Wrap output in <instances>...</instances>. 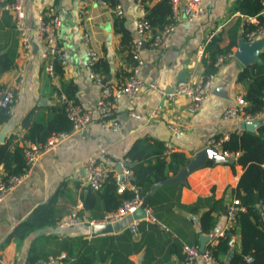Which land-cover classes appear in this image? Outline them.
<instances>
[{
  "label": "crops",
  "instance_id": "0c3cea01",
  "mask_svg": "<svg viewBox=\"0 0 264 264\" xmlns=\"http://www.w3.org/2000/svg\"><path fill=\"white\" fill-rule=\"evenodd\" d=\"M159 1L118 0L116 5H120L123 11L121 18L112 13L111 7L98 5L97 0L55 1L61 17L60 46L66 54V67L59 72L54 71L53 78L44 69L40 57L42 46L34 32L37 17L47 6V0H24L23 10L30 29L31 43V51L26 56L22 55L12 14L0 6V96L4 91L15 88L19 69L24 75L21 90L15 94L11 118L7 123L0 124V145L10 139L9 150L14 146L23 147V119L32 110L42 109L46 113L52 107L61 105L59 92L66 93L68 86L74 89L70 91L74 92L71 99L83 109L92 111L89 132L73 137L56 150L45 154L23 183L0 203V260L4 264H27L29 252L40 255L37 264L48 255H64L68 264H71L82 254L97 256L96 251L101 250V239L110 236L114 237L111 248L115 249L116 254L107 255L106 263L97 264H183L182 252L176 251L174 245L199 247L201 236L208 237L206 245H216L223 236L226 220L224 210L208 235L199 233V218L213 201L222 200L227 205L234 198L232 189L236 187L242 174L241 166L236 165L233 172L228 165L235 159L234 156L227 158V163L211 161L212 164L207 165L209 160L206 165L181 178L177 176L178 171L166 179L171 182L164 186L177 187L171 193H162L157 198V208L165 206L158 213L161 218L157 221L165 225L168 232L145 218L139 221L137 233L133 234L129 230L133 221L131 215L113 223L111 233L96 237L90 236L88 223H79L65 229L56 227L58 220L75 210L87 221L100 220L107 213L102 201L97 196L94 197L95 194L88 188L83 171L84 160L99 150L107 152L112 166L119 160H128L127 154L131 151H136L141 163H154L157 156L151 152L156 146L163 148L162 156L166 160L171 153H181L189 162L196 153L207 148L209 140H227L234 132H254L264 122V112L258 126L244 125L241 128L240 124L221 121L225 106L236 97H243L245 92L246 84L237 81V76L245 65L235 55L240 38L243 37L244 24L255 25L258 20L245 18L235 11L238 0H202L205 16L192 22H177L165 51L155 53L149 49L148 42L142 43V65L138 70V76L143 81L171 91L181 77L189 83L204 78L211 52L224 51L234 39L235 46L230 48L227 53L229 57L215 75L212 93L201 110L189 115L186 111V98L178 97L174 101H167L148 89H142L134 100L128 97L118 100L116 119L120 127L117 132L110 133L98 126L94 106L100 86L88 79L85 70V49L76 26L79 3H86L84 24L98 55L95 70L101 75L103 84H112L124 82L132 73L134 61L128 52V45L134 32V24L138 19L145 18V7L151 9ZM261 17L264 19V10ZM234 27H237L235 32ZM156 31L158 30L153 29L151 34ZM257 40L259 39L254 41ZM202 43L205 44L200 55ZM263 49L264 46L261 50ZM250 59L251 63L247 65L257 61L253 56ZM156 108L158 116L150 120L131 119L128 116L133 110L149 113ZM169 124L177 126L179 132L172 133ZM218 156H221L219 152ZM131 165L128 162V166ZM2 167L0 164V181L5 179ZM162 196L171 201V206L164 204ZM201 199L210 202L199 203L203 205H198L199 210L197 207L198 211L194 214L183 208L192 207ZM49 201H53L51 225L30 230L23 238L13 235L35 209ZM150 210L152 216V209ZM235 245L238 247L237 243ZM94 247L96 251L93 250ZM107 248L109 247L102 250V256ZM221 260L225 262L226 258ZM197 264L210 262L198 258Z\"/></svg>",
  "mask_w": 264,
  "mask_h": 264
},
{
  "label": "built area",
  "instance_id": "2783aa9c",
  "mask_svg": "<svg viewBox=\"0 0 264 264\" xmlns=\"http://www.w3.org/2000/svg\"><path fill=\"white\" fill-rule=\"evenodd\" d=\"M48 4L37 17L36 25L34 26L35 36L42 46L41 60L44 64L46 73L54 77V64L58 63L60 69L66 67V54L60 46L61 33V17L56 9L55 0H47ZM24 0H14L12 4L5 5L0 0L2 9L10 12L13 18V25L18 35L21 45L22 55L26 56L31 51V43L29 39V26L26 23V17L23 10ZM97 4L106 7L104 1L97 0ZM171 10V23L158 30L155 34H151L152 27L149 21L145 18L138 19L134 24V32L130 38L128 52L134 61L132 73L122 83L103 84L101 75L98 74L94 66L98 60V55L92 47L90 35L84 24L86 15V3L80 2L76 11V26L79 29L82 43L85 49L86 65L85 70L90 81L100 86L98 97L94 106V112L97 115L98 126L107 132L115 133L119 130V123L116 119L117 102L121 97H128L134 100L142 89L152 91L158 97L174 101L178 97L187 99L188 104L186 111L189 115H194L199 112L213 90V81L215 75L221 70L223 63L229 57V54H221L214 61V73L207 75L201 80L189 83L179 82L171 91H165L163 88L145 82L138 76V70L142 65L140 57L141 45L148 42V47L155 53L165 51L175 31V24L181 20L188 22L196 21L203 18L206 14L202 6V0H169ZM112 13L121 18L123 11L120 5H115L112 8ZM255 29L245 35L246 42L251 43L255 39L264 38V22L256 23ZM204 44L200 45L199 54H202ZM24 75L21 69L17 72V82L13 90H6L0 96V108H6L8 113H13V103L15 102V94H18L23 85ZM58 99L63 107V110L71 123L69 131L59 132L50 136L44 143H31L23 141V159L25 169L18 175H11L0 181V203L13 192L23 181L28 177L31 170L39 163L41 158L58 148L65 141L81 134L89 132L92 124V111L83 109L75 101L67 97L63 92H59ZM247 102L242 96H238L232 103H228L221 114L222 122H231L236 124L257 123L261 120L262 112L255 114L249 113L246 110ZM131 119L150 120L158 116V109H153L149 113H140L130 111L128 113ZM169 130L172 133H178L179 129L174 124H169ZM223 140L211 139L207 143V148L217 150L223 157H236L237 154L222 153L220 145ZM128 160L122 159L114 163L103 149L96 154L89 156L83 162V171L86 176V184L92 191H98L102 188L106 179L111 176L117 186V193H122L125 189L133 193L131 199L126 200L115 211L106 213L102 219L96 221H87L79 215L77 211H73L67 216L56 222L58 229L73 227L79 223H88L94 225H112L123 219L127 215H131L134 211L142 207L143 198L140 195L139 187L131 182L132 171L128 166ZM146 218L151 222L158 224L159 227L168 232V228L158 222L151 216V210L148 206L144 207ZM225 210V224L223 228V236L226 231H229L235 221L236 213L242 210L237 199L233 198L227 205ZM140 220H133L129 226L131 233H137V227ZM222 236V237H223ZM235 244V237L231 236L228 240V246L232 248ZM212 245V244H211ZM214 246V245H212ZM182 254L184 256L183 264H197V259L201 258L210 264H218L210 255L209 250L200 253L198 246L182 245ZM250 261V258H247ZM0 264H4L0 260ZM38 264H68L64 255L54 256L48 255L41 263Z\"/></svg>",
  "mask_w": 264,
  "mask_h": 264
},
{
  "label": "trees",
  "instance_id": "16d2710c",
  "mask_svg": "<svg viewBox=\"0 0 264 264\" xmlns=\"http://www.w3.org/2000/svg\"><path fill=\"white\" fill-rule=\"evenodd\" d=\"M13 1L2 0L5 5L12 4ZM101 1H104L111 8L118 3V0ZM263 5L264 0H238L235 3L234 10L245 18H255L258 23H262L264 22L261 17V13L264 10ZM145 10H147L145 18L151 24L152 30H160L171 23L169 0H160L153 8L148 9L145 7ZM255 26L249 23L244 24L242 39L245 42V35L253 31ZM236 29L237 27H234L233 31L235 32ZM232 46H235L234 39L224 51L211 52L209 65L205 69V77L214 73L213 65L216 57L229 53ZM258 58L259 61L245 66L237 76L238 82L246 84L243 99L247 102L246 110L252 114L264 112V49L261 50ZM54 71H60L58 63L54 64ZM67 88V94L64 93L65 91L62 92L69 98L73 97L74 92L70 93V91H74V89L70 86ZM10 118L11 115L7 109L0 108V124L7 123ZM21 127L25 130L24 141L44 143L52 135L69 131L71 123L66 117L62 105H58L57 107H52L46 113L42 109L30 111L23 119ZM9 143L10 139L0 145V164L3 166L5 178L11 175H18L25 169L23 148L14 146L12 150H9ZM156 147L151 152L157 156L154 163L151 161L141 163L136 156V151H131L127 154V158L132 164L129 167L132 171L131 182L139 187L140 195L143 199L155 184L168 179L170 175L176 174L181 167L188 163V159L181 153H171L169 159L166 160L162 156L163 148ZM220 150L222 153L237 154L235 159L231 160L228 165L233 172L236 165L242 168V174L238 179L237 185L232 189L233 197L238 200L242 210L236 213L231 229L218 239L216 245L212 246L208 243L205 250H209L212 259L218 264H264V122L260 123L254 132L241 131L230 134L227 140L221 142ZM211 164V161L207 162V165ZM175 188H177L175 185L159 186L151 194L148 206L152 209V216L156 220H160V210L165 207L163 205L157 208V198L162 193H171ZM116 189L117 186L114 179L109 176L100 190L90 191L95 194L94 197L97 196L102 201L108 213L115 211L124 201L131 199L133 196V193L127 189L122 193H117ZM162 197L164 198V196ZM203 201L210 202L209 200L201 199L196 205L183 208L194 214L199 210V206L203 205H199ZM52 202L49 201L48 204L35 209L28 219L17 227L13 235L23 238L30 230L51 225L53 223L51 219ZM163 202L165 205L171 206V201L167 197L164 198ZM197 207L198 210L196 209ZM225 208L226 205L222 200L213 201L208 209L200 214L199 233L208 235L214 229L218 217ZM231 236L235 237V244L237 243L238 247L236 245L232 248L228 246V240ZM113 241V236L104 237L100 242L101 250L97 252L96 248H93L98 254L97 256L82 254L77 256L71 264L106 263L107 255L116 254L115 249L112 250L111 248ZM105 247L109 248L106 249L105 255L102 256V250ZM181 247L182 245H174L176 251L182 252ZM96 257H98L97 260ZM222 258H226V261L222 262ZM247 258H250V261H247ZM39 259V254L33 255L29 252L26 262L27 264H37Z\"/></svg>",
  "mask_w": 264,
  "mask_h": 264
},
{
  "label": "water",
  "instance_id": "95a60500",
  "mask_svg": "<svg viewBox=\"0 0 264 264\" xmlns=\"http://www.w3.org/2000/svg\"><path fill=\"white\" fill-rule=\"evenodd\" d=\"M0 6H2V5H0ZM263 46H264V38L259 39V40L254 41V42H251V43L245 42L242 38H240L239 45H238V51H237L235 56L243 65L247 66V64L251 63L252 59H250V58L252 56L255 57V60L259 61L258 55H259V52L261 51V49L263 48ZM256 56H257V59H256ZM179 80H180V82L185 81L184 79H182V77ZM258 124H259L258 122L257 123H243V124H240V126H241V128H243L244 125L258 126ZM209 160L212 162H216V163L217 162H221V163L229 162V159L224 158L222 155L218 156L217 150L205 148V149L199 151L198 153H196L194 155V157L188 162L187 165L181 167L178 170L179 172L177 171L178 172L177 176L179 178H181V176H184L185 174L189 173L190 171H192L198 167H201L203 165H206V162ZM178 180L179 179H177V181ZM170 182H171V180L170 181L164 180L160 183L155 184L150 189L149 193L143 199L142 207H140L139 209H137L136 211H134L131 214L133 220H141V219L146 218V214H145V211L143 210V208L148 206L149 200L151 198V194L154 192L156 187L167 185ZM224 214H225V210H224ZM111 232H112L111 225L90 226V236H92V237L107 235ZM207 241H208L207 236H201L200 237V245L198 247L200 253H202L204 251Z\"/></svg>",
  "mask_w": 264,
  "mask_h": 264
}]
</instances>
